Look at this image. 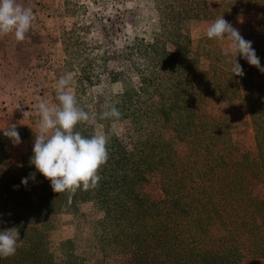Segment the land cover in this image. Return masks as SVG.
<instances>
[{
  "label": "trees",
  "instance_id": "trees-1",
  "mask_svg": "<svg viewBox=\"0 0 264 264\" xmlns=\"http://www.w3.org/2000/svg\"><path fill=\"white\" fill-rule=\"evenodd\" d=\"M174 2L150 43L137 39L126 47L134 73H110L109 81L120 86L115 94H92L106 73H93L86 62L97 47L81 43L74 31L63 36L64 54L79 69H70L73 94L95 114L94 122L75 130L91 136L98 127L110 136L96 187L54 193L31 164L32 149L11 167L12 140L3 135L9 126L0 127V220L7 222L0 230L23 222L22 243L0 264H88L72 237L59 239L57 260L48 251L54 225L81 217L84 205L96 215L93 242L100 256L92 264L264 259V73L242 58L244 75L234 76L224 41L190 37L191 23L210 19L204 1ZM235 6L257 15L244 39L264 67V0H235ZM106 105L121 116L102 119ZM33 172L35 181L21 185ZM150 175L158 180L153 193L143 188Z\"/></svg>",
  "mask_w": 264,
  "mask_h": 264
},
{
  "label": "rangeland",
  "instance_id": "rangeland-1",
  "mask_svg": "<svg viewBox=\"0 0 264 264\" xmlns=\"http://www.w3.org/2000/svg\"><path fill=\"white\" fill-rule=\"evenodd\" d=\"M175 0H18L24 7L32 9L34 19L23 41H17L14 33L0 36V127L17 125L21 143L12 141L9 164L15 167L21 158L33 147L37 134V105L41 98L50 103H58L56 96L57 81L79 72L63 51V36H78L81 43L97 47L92 50L86 62L92 63L93 73L106 71L100 84L92 88V94L120 91L117 83L109 81L110 73L122 72L132 75L131 64L126 58V47L133 46L135 40L150 43L155 31L158 33L160 18ZM204 10L210 19L201 23H191L192 40L206 35L207 27L221 16L238 28L244 37L248 25L256 18L255 12H238L235 0H203ZM165 25V21H162ZM167 27V26H166ZM71 38V37H70ZM230 49V42L223 40ZM104 55L103 59H99ZM237 59H242L237 57ZM67 62V64H65ZM104 69V70H103ZM103 72V73H104ZM131 81L134 79L131 77ZM71 82L70 90L74 92ZM86 97V103L92 102ZM113 130L122 143L125 138L116 126ZM100 133L96 127L95 133ZM145 192H156L158 180L155 175L146 178ZM77 219L63 218L54 225L48 251L58 259V241L72 237L79 244L82 255L92 264L100 254L93 242L96 232V215L88 205L81 209ZM247 264H264L258 259Z\"/></svg>",
  "mask_w": 264,
  "mask_h": 264
},
{
  "label": "clouds",
  "instance_id": "clouds-1",
  "mask_svg": "<svg viewBox=\"0 0 264 264\" xmlns=\"http://www.w3.org/2000/svg\"><path fill=\"white\" fill-rule=\"evenodd\" d=\"M34 15L32 9L24 7L18 0H0V36L14 33L17 41H23L32 26ZM210 40H227L230 49L225 51L227 62L232 65L234 76L243 77L244 70L237 57L247 61L264 73L260 58L256 55L252 41L244 39L238 28L225 20L222 15L209 24L206 30ZM71 74L57 81L56 99L58 103H50L43 98L37 105L38 132L34 136L31 164L34 165L46 180L50 181L52 191L61 193L66 190L75 191L81 186L84 189L97 186L102 177L99 169L109 159L108 144L110 136L100 132L91 136L83 135L75 130L79 123H91L95 114L90 115L80 107L75 95L70 90ZM102 119L121 116L114 105H106ZM15 144H20L21 137L17 125L3 132ZM36 173H29L21 180V185H27L29 180L35 181ZM0 220V224H6ZM20 225L0 230V257L7 258L15 255L22 239Z\"/></svg>",
  "mask_w": 264,
  "mask_h": 264
}]
</instances>
